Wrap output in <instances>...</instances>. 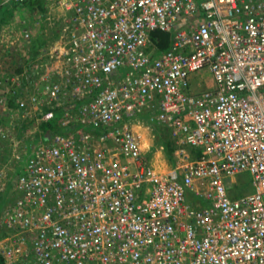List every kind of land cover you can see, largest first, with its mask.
Wrapping results in <instances>:
<instances>
[{
  "label": "built area",
  "instance_id": "2783aa9c",
  "mask_svg": "<svg viewBox=\"0 0 264 264\" xmlns=\"http://www.w3.org/2000/svg\"><path fill=\"white\" fill-rule=\"evenodd\" d=\"M52 1L58 36L35 53L46 68L27 47L0 66L11 119L65 107L64 132L44 137L17 139L0 121L14 147L0 192L21 162L0 216L4 264H264V0ZM155 31L171 33L169 49ZM204 68L214 86L196 92ZM141 111L176 139L167 169L149 159ZM241 173L253 190L232 198Z\"/></svg>",
  "mask_w": 264,
  "mask_h": 264
},
{
  "label": "trees",
  "instance_id": "16d2710c",
  "mask_svg": "<svg viewBox=\"0 0 264 264\" xmlns=\"http://www.w3.org/2000/svg\"><path fill=\"white\" fill-rule=\"evenodd\" d=\"M50 2L51 0H22V1H14V0H7L4 1L3 5L0 7V26L8 25L15 21V23H19V27H24V29L30 28L32 23H34L39 17H43V20L45 19L46 13L48 12L50 8ZM21 11H26L25 15H21ZM18 15V16H15ZM21 18V19H20ZM21 20H25L24 23L21 22ZM50 32H39L35 34V39L31 40L30 42L26 43V47L29 49L31 53L38 52L41 47L47 42V39H52L57 36L56 28H51ZM47 36V37H46ZM153 39L156 43V46L159 50H167L170 48L172 43V37L171 33L163 32V31H155L153 33ZM28 71L23 77V81L26 83L28 82L29 78L32 74H35L37 72V69H33V67H28ZM2 93H0V96ZM4 95L8 96L6 97V104H8V107H14L17 105V99L19 98V93L12 94L11 90L6 89L4 92ZM3 105H0V121L2 124H5L6 120H12L14 125H11V127L18 131V135L21 136L22 133L25 132L29 133V131L33 128L34 133L33 135L38 137H44L45 133L49 131L50 133H62L64 132V127L61 126V119L62 115L65 112L64 105H58L54 104L51 105L49 108H43L42 111H52L53 115L49 119L46 120H37V115L30 118H23L19 117L18 119H11L10 114L11 112L8 110L6 113L3 111ZM41 113L39 114V116ZM134 121L147 126H152L154 129V132L157 133V138L155 143L159 146H163V151L165 153V156L170 161L171 165L175 164V150L177 149L176 139L171 135L170 131L167 130V128L162 127L160 125H157L155 123H152L149 120V113L145 111L139 112L134 118ZM146 126V127H147ZM166 129L164 132L165 134L160 132V128ZM32 129V130H33ZM25 142L29 141V135L28 138L25 139ZM2 143L0 142V158L2 157V161H0V166L8 162L11 150L10 148L6 147V144L8 143V138L3 139ZM191 148V147H190ZM192 150V148H191ZM192 152V151H191ZM8 153V154H7ZM193 153V152H192ZM195 152L193 155H196ZM21 163V162H20ZM17 164L15 170L16 172H21V164ZM17 173L14 174L10 173L9 178L7 182V187L5 191L0 192V216L2 215V212L6 208V205L12 200L11 198V187H12V179ZM0 237L5 236L7 233L6 229H3L0 227ZM0 264H4L3 258L0 256Z\"/></svg>",
  "mask_w": 264,
  "mask_h": 264
},
{
  "label": "rangeland",
  "instance_id": "374dc122",
  "mask_svg": "<svg viewBox=\"0 0 264 264\" xmlns=\"http://www.w3.org/2000/svg\"><path fill=\"white\" fill-rule=\"evenodd\" d=\"M54 1V0H53ZM52 1V2H53ZM50 4H51V2H50ZM49 16L51 17V18H53L55 21H56V23H61L60 22V20H61V18H62V10H59L58 8H55V9H53L52 8V5H51V7L49 8ZM21 15H25L26 14V11H21V13H20ZM15 16H17V15H15ZM47 17H48V15H46L45 16V18L47 19ZM39 19V18H38ZM37 19V20H38ZM47 21H48V23H49V20L47 19ZM47 21L46 20H43L42 21V23H41V26L38 28V31H41V32H45V31H47V32H50V30H52L51 28V26H50V23H49V25H48V23H47ZM19 24L18 23H15V22H12V23H10V24H8V25H2V26H0V35H3L4 33H6V32H8V33H10V34H12V36H14V37H18V36H20V38H16V40H17V46H19L20 44V41H21V36L23 35V33H22V28L21 27H19L18 26ZM58 25V24H57ZM34 27V33L36 34V32H38V31H36V27L35 26H33ZM38 27V26H37ZM32 30V31H33ZM49 30V31H48ZM57 36H58V34H57ZM56 36V37H57ZM55 37V38H56ZM8 44H10V45H12L13 47H16V45L13 43V42H7ZM46 44V43H45ZM45 44L41 47V48H43L44 46H45ZM5 46V45H4ZM26 47V45L23 47V45L22 46H20V47H17L16 49H17V51H19L20 49H23V48H25ZM5 50H8L9 48L8 47H6L5 46ZM19 49V50H18ZM19 53H20V51H19ZM16 55V54H15ZM32 56H33V58H32ZM23 57V56H22ZM17 59L19 58V57H16ZM15 58V60L17 61V59ZM21 58V57H20ZM29 58L30 59H32V60H34V62H33V65H39L40 67H43V68H46V66H47V64L45 63V62H43V61H40V60H38V58H36V55H35V52H33V53H31L30 55H29ZM6 60H8V61H12V64H13V60H14V57L13 58H11V59H9V58H7ZM21 61H23L22 59H20V61L18 60L17 61V63L18 62H21ZM26 61H24L23 63H25ZM22 63V62H21ZM35 68H34V66H33V69L32 70H34ZM194 75V74H193ZM195 76V77H194ZM194 76H192V78H193V81H192V86H195L196 84H200V85H202V86H197L196 87V90L197 91H203V90H205V89H208V88H213V86H214V79H213V75H212V73L210 72V70L208 69V68H204L203 70H201L200 72H196L195 73V75ZM193 90L194 91H196L195 90V87L193 88ZM196 91V92H197ZM13 122H15V121H12V120H6L5 121V124H2L4 127H7L8 129H10L12 132H13V134H14V136L17 138V136H18V138L17 139H20V138H22L23 137V133H22V135L21 136H19L18 135V131L17 130H15V128L13 129L12 127H11V125H14L13 124ZM11 124V125H10ZM143 126H145V125H143ZM147 126V125H146ZM148 127V134H149V136L152 138V140L153 141H156V138H157V133H155L154 132V129L155 128H152V126H147ZM33 129V128H32ZM32 129H31V131H32ZM161 130H160V132L161 131H163V132H161V133H163V134H165V130L164 129H162V128H160ZM13 138V137H12ZM12 138H10V139H8V143L6 144V147H8V148H10V150H11V154H12V149L14 148L12 145H11V142H12ZM12 139V140H11ZM15 139V138H14ZM7 140V139H6ZM0 142L2 143L3 141H2V138H1V136H0ZM2 145H4L3 143H2ZM160 146V145H159ZM162 147V150H163V146H161ZM8 154V153H7ZM11 156V155H10ZM149 159H151V161H153L155 164V167L156 168H158V169H160V170H164V169H167V168H169V167H171L172 165H171V163H170V161L167 159V157L165 156V153H164V151H162V155H161V157H155L154 156V154L153 153H151L150 154V157H149ZM3 159H2V157L0 158V161H2ZM6 164V163H5ZM9 166V165H8ZM17 170H15V169H13L12 170V168L11 169H9L8 170V173L10 174V173H13V172H16ZM252 190H253V185H252V181H251V177H250V175H249V173H241V174H238L237 176H236V179H235V182H233L232 184H231V187H230V196L232 197V198H237V197H240V196H242V195H244V194H247V193H249V192H252ZM1 227V226H0ZM3 228V227H2ZM1 229V228H0ZM3 229H5V228H3Z\"/></svg>",
  "mask_w": 264,
  "mask_h": 264
},
{
  "label": "crops",
  "instance_id": "0c3cea01",
  "mask_svg": "<svg viewBox=\"0 0 264 264\" xmlns=\"http://www.w3.org/2000/svg\"><path fill=\"white\" fill-rule=\"evenodd\" d=\"M4 0H0V2H3ZM18 16V15H17ZM21 19V18H20ZM15 22V21H14ZM19 24V23H18ZM20 25V24H19ZM18 25V26H19ZM23 30H22V33L24 32V27H21ZM22 37V36H21ZM16 38H20V36H18V37H14V36H12V34H10V33H8V32H6V33H4L3 35H0V66H1V63L3 64L4 62H6V59L7 58H9V59H11V58H13L14 57V60H13V63H16V60H15V58L16 57H19L20 55H19V51H17V47H20V45L19 46H17V40H16ZM7 42H15L14 44L16 45V47H13L12 48V51L9 53V51L8 50H5L6 48H5V46L4 45H8V43ZM19 50V49H18ZM16 54V55H15ZM17 59V58H16ZM0 74H1V70H0ZM195 75V74H194ZM195 77V76H194ZM192 81H193V78H192ZM30 85V84H29ZM4 84L3 83H1L0 82V92H2L3 91V89H4ZM197 86H202V85H200V84H196L195 86H192L193 88L195 87V90H196V87ZM197 91V90H196ZM202 91V90H201ZM200 90L199 91H197V92H201ZM1 105V104H0ZM143 128L145 129H143V133H144V135H145V139L147 140V142L151 145L152 144V147L153 148H155L156 149V152H155V154H154V156L155 157H161V155H162V147L161 146H158L156 143H155V141H153L152 140V138L149 136V134H148V127H146V126H143ZM162 128V127H161ZM166 130V129H165ZM168 130V129H167ZM177 144V143H176ZM178 145V144H177ZM192 148V147H191ZM191 150V149H190ZM192 152H193V154L196 152L195 151V149L194 148H192V150H191ZM153 162V161H152ZM153 164H155L154 162H153Z\"/></svg>",
  "mask_w": 264,
  "mask_h": 264
}]
</instances>
